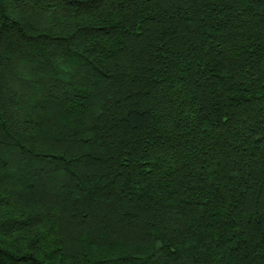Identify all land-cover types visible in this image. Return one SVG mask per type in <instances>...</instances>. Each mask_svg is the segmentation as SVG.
<instances>
[{"label":"trees","instance_id":"1","mask_svg":"<svg viewBox=\"0 0 264 264\" xmlns=\"http://www.w3.org/2000/svg\"><path fill=\"white\" fill-rule=\"evenodd\" d=\"M0 264H264V0H0Z\"/></svg>","mask_w":264,"mask_h":264}]
</instances>
